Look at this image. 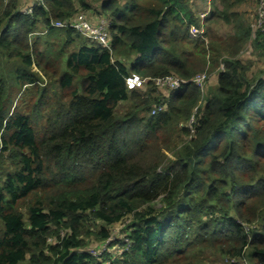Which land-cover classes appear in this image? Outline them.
Segmentation results:
<instances>
[{
  "label": "trees",
  "instance_id": "1",
  "mask_svg": "<svg viewBox=\"0 0 264 264\" xmlns=\"http://www.w3.org/2000/svg\"><path fill=\"white\" fill-rule=\"evenodd\" d=\"M245 1L222 0L197 35L191 0H46L31 16L0 0V264H95L90 240L127 220L129 246L116 239L102 264H264V75L242 58L252 27L230 12ZM80 11L109 19L111 52L50 27ZM218 19L236 23L230 40L211 34ZM208 63L223 67L204 96L191 79ZM133 74L189 82L129 89Z\"/></svg>",
  "mask_w": 264,
  "mask_h": 264
},
{
  "label": "rangeland",
  "instance_id": "2",
  "mask_svg": "<svg viewBox=\"0 0 264 264\" xmlns=\"http://www.w3.org/2000/svg\"><path fill=\"white\" fill-rule=\"evenodd\" d=\"M30 1L31 0H20L21 10H23L25 7H27L30 4ZM258 1L259 0H248V1L243 2L242 4H237L236 6H234L230 10V12L232 11L234 13H238L239 14V20L241 19L242 21L247 22L252 27V29L254 30V24L257 20ZM191 2L193 5V8L200 11L201 14L208 12L207 16H209V14L211 12H213L216 8H218L221 11H223L225 8V5L223 4L222 0H191ZM95 6H96V3H95ZM81 13H84V15H86L88 17V19H90L92 21H96L98 18H100V17L96 18L97 16L94 13H92L91 11H80L78 14H81ZM207 26L210 28L211 34L213 36L219 37V38L223 39L224 41L230 40V38L233 37L236 33V23L235 22H234V24H231V23H226L222 19H218V20H215L213 22L207 23ZM256 38L252 37L248 46L242 52L243 60L252 62L253 68H252L251 74L255 75V76L256 75H264V50L261 51L262 49L256 48L255 43H254V40ZM40 47L43 50V46L40 45ZM60 51H61V41L58 42V40H54L49 45L48 50L46 51L47 56L50 55L51 60H52V64H51L53 67V68H51L52 71L60 68L58 66L62 62V58H63V56L59 54ZM69 51H71V49H69ZM209 55L210 54H208V62H210L209 61V59H210ZM35 60L37 62V59L34 58V61ZM38 61H40V58L38 59ZM126 65H127L128 69H131V62H127ZM222 67L223 66L220 65L216 69L215 68L211 69L212 66L209 63L206 66V69L204 71H207V73L209 75V80H208L207 85H206L207 86L206 90L204 91V94H203L204 96H206L208 94L210 88L215 86V82H213L215 74ZM33 70L36 72H39L40 74L42 73V72H40V70L38 69L36 64H34ZM204 71H202V72H204ZM202 72H200V73H202ZM24 90H25V88L22 89L21 94L18 95L17 98H20V96L23 94ZM24 97H26V94H24L21 99H23ZM31 100L33 102L35 100V97H31ZM21 101L22 100H20V102ZM16 102H17V99H16ZM128 107H129L128 103H122L120 105V107L118 108V111L121 113H124L125 111H127ZM186 126L189 128L188 123L186 124ZM178 134H179L178 132L173 133L171 136L166 138V142L170 146L173 145L175 142L178 141V139H177ZM167 154L169 156H171V153L168 152ZM127 223H128V221H126L125 223H122V224L121 223L117 224V225L112 227L113 238H115V239L123 238L124 235L122 233V229H123L124 225ZM99 244L100 243L98 241H96L94 238L91 239L87 251H90L92 248L99 246ZM109 252L111 254H119L118 253L119 250L117 248L111 249Z\"/></svg>",
  "mask_w": 264,
  "mask_h": 264
},
{
  "label": "built area",
  "instance_id": "3",
  "mask_svg": "<svg viewBox=\"0 0 264 264\" xmlns=\"http://www.w3.org/2000/svg\"><path fill=\"white\" fill-rule=\"evenodd\" d=\"M45 7L46 0H31L30 4L22 10V13L28 16L34 14V10L36 7ZM208 12L201 14V27L198 29H193L194 33L197 35H202L204 33V20L207 17ZM50 27L56 29H67L72 28L79 32L84 38L98 43L103 46L110 52L112 51V41L110 35V21L105 17H100L96 21H92L88 19L84 13L77 14L73 18L68 21H52L50 22ZM46 32V31H45ZM43 32V33H45ZM261 32L264 36V0L258 1L257 8V20L254 24V30L252 29V37L256 38L257 33ZM41 34V33H38ZM155 84V86L165 92L169 93L172 91L179 90L183 84L188 83L189 81L184 80L175 75H168L164 77L158 78H142L139 75L133 74L126 78V85L129 89H136L144 87V85L149 81ZM209 80V75L207 71L197 74L191 79V82L197 84L201 90L204 92L206 90V85ZM158 109H153L152 113L155 114ZM197 112V108L194 110L193 115L191 116L188 126L191 130V134L194 133V124H195V113ZM2 149V140L0 135V151ZM128 221V220H127ZM124 235V234H123ZM125 238V235L123 236ZM122 239V238H121ZM116 239L113 238L112 233L111 236L105 241L99 244V246L92 248L89 252L97 259L95 264H102L103 254L105 252H109L111 249L117 248L119 251L121 250L117 246H112L111 244ZM128 246L130 244L127 238L124 239Z\"/></svg>",
  "mask_w": 264,
  "mask_h": 264
}]
</instances>
